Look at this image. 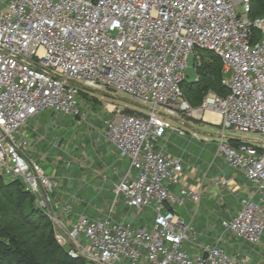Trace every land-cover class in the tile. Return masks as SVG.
<instances>
[{"label":"built area","instance_id":"2783aa9c","mask_svg":"<svg viewBox=\"0 0 264 264\" xmlns=\"http://www.w3.org/2000/svg\"><path fill=\"white\" fill-rule=\"evenodd\" d=\"M251 0H0V177L21 178L73 258L90 264H246L196 234L176 207L198 205L201 192L182 183L180 157L157 148L186 111L219 116L222 130L250 132L237 145L221 138L229 167L254 184L239 199L224 231L256 245L264 230V16L250 17ZM253 29L262 37L253 39ZM211 51L222 66L224 95L209 92L191 108L181 82L188 56ZM85 89L123 92L146 111L108 104L101 133L128 159L112 182L107 213L64 220L50 174L27 157L16 134L46 110L83 119L77 95ZM179 184V193L169 185ZM144 208L150 225L133 226L112 213L118 201ZM107 203V202H106ZM105 203V204H106ZM190 243L199 252L185 248Z\"/></svg>","mask_w":264,"mask_h":264},{"label":"crops","instance_id":"0c3cea01","mask_svg":"<svg viewBox=\"0 0 264 264\" xmlns=\"http://www.w3.org/2000/svg\"><path fill=\"white\" fill-rule=\"evenodd\" d=\"M46 111L48 112L47 121H52V123L55 124L54 122L58 121L56 119V114H54L52 110ZM45 118L46 117L43 116V119ZM30 119L33 120V124H30ZM30 119L21 128L18 135L27 140V147L25 150L27 157L37 164L35 159L30 156V153L36 155L39 158V161H41L40 163L38 162V165H40L46 173L51 175L53 183L54 179L56 180L62 178L60 172H58L59 168L66 171L68 165H73L72 168L74 169H70L72 170L71 178H73L72 180L77 179V181H71V188H73V191H77L75 195H78L81 191L89 194L92 192H105L106 194L109 192L112 194V190H110L112 188V182L117 181L120 174L127 168L128 159L119 150L112 146L102 135V123L101 126L97 128V135H95L93 140L92 135H90V131L86 136L87 143L85 145L87 146V149L85 147V153L89 154L91 157L84 158V162L78 161V159L72 155V153H74L71 151L72 149L69 150V154L67 153L71 140L69 141V138L67 139L64 135L57 134L56 131H54L51 138L53 140L52 146L50 147L51 149L47 151L49 153L50 164H47V162L42 159L45 154L42 149L46 147V141L48 138L41 132L39 126L37 125L36 116ZM171 120L173 121L175 119ZM175 121H177L180 125L184 123L183 119ZM61 125L62 123L59 127ZM168 138V135L163 137L157 144V148L162 149L169 156L179 157V152L173 150V144L169 142ZM67 154L69 156H66ZM50 165L52 168H50ZM60 165H62V167ZM75 167L77 168L75 169ZM182 183L201 192V201L198 205L195 204L193 212L190 213L189 221L194 220L197 209L201 203L203 205V209L207 211L204 220L202 222L199 221L194 227L196 234L193 236L196 239L192 237V241L210 243L214 245L218 244L232 256L238 258L246 257V264H264V230L259 243L256 245L249 244L245 240L234 237L229 232L224 231V223L230 219L239 208L240 197L243 195H249L254 190V184L252 182L248 181L241 173L224 163L222 157L220 163H218L215 168L210 170L208 173L202 174L201 171L195 168H191L188 172H183ZM58 189L59 192H64L65 195L58 196L59 192L54 191L53 195L56 200L58 198L60 200L59 202L66 205L64 220L67 223H74L77 218L83 214L90 217H97V214L95 216H92L91 214V212H95L96 209L93 211L90 209V212L85 213L79 208H75L73 205L70 206L71 201H73V196L69 193L67 194L68 189L66 191H63L61 188ZM169 189L171 191L175 190L173 185H169ZM187 202L192 203L190 201ZM97 210L100 212L102 208ZM118 216L119 218L122 217L121 219L133 226L141 225L135 223L133 224L131 221H126L125 216ZM200 225L204 226L203 230H201ZM197 226H200V228ZM188 244V246L185 244V248L188 249L191 254H197L199 252L197 247H191V244ZM251 251L252 253H250Z\"/></svg>","mask_w":264,"mask_h":264},{"label":"rangeland","instance_id":"374dc122","mask_svg":"<svg viewBox=\"0 0 264 264\" xmlns=\"http://www.w3.org/2000/svg\"><path fill=\"white\" fill-rule=\"evenodd\" d=\"M262 1L264 3V0ZM77 99L81 109L87 112V116L83 119H80L79 117L77 118L73 115L59 114L56 115V119L58 121L54 122L55 124H53L52 121H47V111L43 112L44 114L40 113L36 115L37 125L39 126L41 132L44 133L48 138V140L46 141V147L42 149L45 153L42 159L43 161H46L47 164H50L49 153L47 151L51 149L50 147L53 143V140L51 138L54 131H56L57 134L64 135L67 139L69 138V141L71 140L70 147L68 146L67 153L69 154V150L72 149L71 151L74 152L72 153V155H74V157L77 158L78 161L84 162V158L91 157L89 154L85 153V150L87 149V146L85 145L87 143L86 136L87 134H89L90 131V135H92L93 137L92 140L95 138V135H97L96 130H98L97 128L101 126V119L104 118V116L111 114L110 112H108L107 109L108 104H114L115 106L123 110H132L140 112L146 111L143 106L133 102L125 93L118 91L112 93L108 92V90L106 89H85L80 91V93L77 95ZM190 107L197 108L198 106L190 105ZM43 116H45L46 118L43 119ZM182 119L184 123H182L181 125L175 120L170 121L171 123H173V125H180L185 130V134L180 136L177 133L168 130L165 133V136L168 135L169 142L173 144V150L179 152V157L181 158L183 164V172H188L191 170V168H195L201 171L203 174L208 173L210 170L214 169L215 166L220 163L222 158V154L219 152L218 148L221 138H252L254 136V134L250 132H237L229 128H225L224 130H222V127L219 124V119L218 121L209 120L205 118V114L201 113H189V111H186L184 114H182ZM29 122L30 124H33V120L30 119ZM61 123L62 125L59 127ZM16 137L17 140L22 138L18 134H16ZM49 139L52 141H50ZM68 154L66 156H69ZM30 156L35 159L37 165L41 162L39 161V158L36 155L30 153ZM60 166L62 167V165ZM72 167L73 165H68L66 171L62 168H59L58 172H60L62 178L56 180L54 179L53 191L59 192L58 188H61L63 191H66L68 189L67 194L69 193L71 196H73V201H71L70 206L73 205L75 208H79L82 212L85 213L90 212V209L92 211L96 209L95 212H91L92 216H95L96 214L97 217L103 216L104 213H107V210L109 208L108 202H111L112 194L109 192H107V194L105 192H92L89 194L86 192L84 193V191H81L78 195H75L77 191H73V188H71V181L74 182L77 181V179L72 180L73 178H71L72 170L70 169ZM50 168H52L51 165ZM76 168L77 167H75V169ZM173 186L175 189L174 192L179 193V184H175ZM60 195H65V193L59 192L58 196ZM57 200L60 201L58 198ZM99 208H102L100 212L97 210ZM194 208L195 204L186 202L184 205L177 206L176 212L180 214L185 219V221L188 222L190 213L193 212ZM65 212L66 209L64 210V214ZM206 212L207 211L203 209V205L201 203L197 209V213L195 215L194 220L191 221V224L195 227L199 221L202 222L206 216ZM112 215L114 217L116 216L115 218H119L118 215L125 216L126 221H131V223L133 224L146 223L148 225H150L154 216L152 212L146 208H144L140 213H137L133 207L130 208L125 206L121 200L118 201ZM7 217L12 222V224H14V229L18 231L23 237H27L29 239L28 234L30 233V230L29 227L24 224L23 217L18 216V213L13 210L8 211ZM200 226L201 230H203L204 226ZM200 226L197 227L200 228ZM37 229L38 230L34 233V235H36V237L40 240L39 245H37V249L41 251V242L45 230L41 229L40 227H38ZM28 242L31 243L29 240ZM187 244L188 243H186V245ZM250 253H252V251ZM85 263L90 264L88 261H85Z\"/></svg>","mask_w":264,"mask_h":264},{"label":"trees","instance_id":"16d2710c","mask_svg":"<svg viewBox=\"0 0 264 264\" xmlns=\"http://www.w3.org/2000/svg\"><path fill=\"white\" fill-rule=\"evenodd\" d=\"M249 16H264L262 0H251ZM260 37L261 32L253 29V39ZM198 52L201 59L195 66L197 80L193 83L181 82L183 94L191 106L201 105L208 92L221 96L228 92L221 82L223 72L219 57L211 51ZM239 141L238 138L228 139L232 145H237ZM9 210L23 217L24 224L30 230L29 239L14 229V224L7 217ZM38 227L45 230L41 251L37 249L40 240L34 235ZM0 264H86L82 258H73L67 249L58 243L52 222L42 209L35 205L33 195L25 188L21 178L0 177Z\"/></svg>","mask_w":264,"mask_h":264},{"label":"water","instance_id":"95a60500","mask_svg":"<svg viewBox=\"0 0 264 264\" xmlns=\"http://www.w3.org/2000/svg\"><path fill=\"white\" fill-rule=\"evenodd\" d=\"M197 80L194 55L190 54L187 60V66L185 69V82L193 83Z\"/></svg>","mask_w":264,"mask_h":264},{"label":"bare ground","instance_id":"6f19581e","mask_svg":"<svg viewBox=\"0 0 264 264\" xmlns=\"http://www.w3.org/2000/svg\"><path fill=\"white\" fill-rule=\"evenodd\" d=\"M205 118L209 119V120L218 121L219 116L215 112H213L211 110H207L205 113Z\"/></svg>","mask_w":264,"mask_h":264}]
</instances>
